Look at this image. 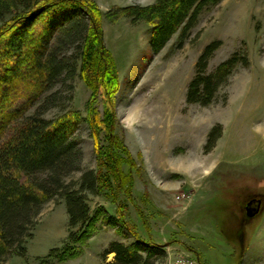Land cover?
Returning a JSON list of instances; mask_svg holds the SVG:
<instances>
[{"label":"rangeland","instance_id":"1","mask_svg":"<svg viewBox=\"0 0 264 264\" xmlns=\"http://www.w3.org/2000/svg\"><path fill=\"white\" fill-rule=\"evenodd\" d=\"M92 1L104 45L118 71V88L111 99L112 128L132 161L133 186L130 196L113 181L101 195L84 191L97 230L81 247L80 256L51 264H97L100 259L109 264L114 255L103 256L108 244H133L132 232L168 245L159 264L177 255H191L201 264H264V0H223L209 7L180 48L177 33L156 54L150 47L149 25L131 24L126 18L112 23L106 18L113 7H145L156 0ZM213 41H221V46L210 58L207 74L240 48L248 66H237L211 105L187 104L186 90L197 59ZM64 49L69 56L79 55L77 44ZM79 66L80 60L73 78H63L55 86L56 106L44 114L53 120L74 112L80 119L75 135L80 171L65 178L75 189L82 174L96 173L98 165L94 129L88 122L90 90L79 77ZM106 102L100 95L92 108L104 157L110 153L103 123ZM214 126L220 127L221 136L205 153ZM118 155L119 172L125 176L129 159ZM252 199L261 202V210L249 219L245 207ZM105 218L113 219L122 234L105 224ZM68 231L65 200L54 198L36 218L33 237L26 240V257L13 256L0 264H45L42 260L52 248L63 246Z\"/></svg>","mask_w":264,"mask_h":264},{"label":"trees","instance_id":"2","mask_svg":"<svg viewBox=\"0 0 264 264\" xmlns=\"http://www.w3.org/2000/svg\"><path fill=\"white\" fill-rule=\"evenodd\" d=\"M222 1L156 0L145 7H113L106 18L112 23L126 18L131 24L149 25L150 47L156 54L177 33L180 48L199 15ZM0 22V263L13 256L26 257V240L33 237L36 218L57 197L65 200L69 231L63 246L52 248L42 262L72 260L81 255V247L97 230V220L90 216L83 192L101 195L110 190L112 181L129 196L132 191V161L112 128L111 99L118 88V71L104 45L100 16L92 0H0ZM75 44L78 56L63 51ZM220 46L221 41H213L199 55L186 90L187 104L211 105L237 66H248L246 52L240 48L207 74L208 62ZM79 60V77L90 90L88 122L94 129L98 165L96 173L82 174L75 189L73 184L65 183V178L80 171L81 150L75 136L80 119L74 112L53 120L45 119L44 114L56 106L55 86L63 78H73ZM100 95L107 101L103 123L110 153L106 157L98 148L94 127L97 113L92 112ZM220 136L219 126L210 129L205 153ZM118 153L129 159L125 176L119 172ZM137 210L146 230L144 215ZM103 222L117 226L113 219L105 218ZM116 232L122 234L120 228ZM132 234L136 239L133 244H108L103 256L114 255L109 264L163 263L164 248L150 238Z\"/></svg>","mask_w":264,"mask_h":264},{"label":"built area","instance_id":"3","mask_svg":"<svg viewBox=\"0 0 264 264\" xmlns=\"http://www.w3.org/2000/svg\"><path fill=\"white\" fill-rule=\"evenodd\" d=\"M164 264H200V263L198 262V260H196L191 255L186 256V257L177 255L173 259L168 260Z\"/></svg>","mask_w":264,"mask_h":264},{"label":"water","instance_id":"4","mask_svg":"<svg viewBox=\"0 0 264 264\" xmlns=\"http://www.w3.org/2000/svg\"><path fill=\"white\" fill-rule=\"evenodd\" d=\"M258 203V204H257ZM260 204H261V202L260 201H256V202H254L252 205V207H251V209H248L247 208V215H249V216H252V215H255L257 212H258V210H259V207H260ZM162 248H165V247H167L168 245L167 244H164V245H160Z\"/></svg>","mask_w":264,"mask_h":264},{"label":"flooded vegetation","instance_id":"5","mask_svg":"<svg viewBox=\"0 0 264 264\" xmlns=\"http://www.w3.org/2000/svg\"><path fill=\"white\" fill-rule=\"evenodd\" d=\"M256 201H259L258 199H252V200H250L247 204H246V207H245V209L247 210V208L248 209H251V207L253 206L252 204L254 203V202H256ZM258 204V203H257ZM261 210V206L259 207V210H258V212L255 214V215H252V216H249V215H247V213H246V215H247V218H254L255 216H257V214L259 213V211Z\"/></svg>","mask_w":264,"mask_h":264},{"label":"crops","instance_id":"6","mask_svg":"<svg viewBox=\"0 0 264 264\" xmlns=\"http://www.w3.org/2000/svg\"><path fill=\"white\" fill-rule=\"evenodd\" d=\"M100 254V253H99ZM98 255V254H97ZM111 255H113V254H111ZM97 264H101V259L99 260V262L97 263ZM106 264H108V263H106Z\"/></svg>","mask_w":264,"mask_h":264}]
</instances>
